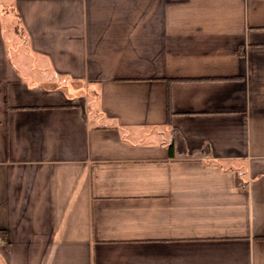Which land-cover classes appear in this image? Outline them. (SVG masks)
I'll return each mask as SVG.
<instances>
[{"label":"crops","instance_id":"crops-1","mask_svg":"<svg viewBox=\"0 0 264 264\" xmlns=\"http://www.w3.org/2000/svg\"><path fill=\"white\" fill-rule=\"evenodd\" d=\"M0 232V264H264V0H0Z\"/></svg>","mask_w":264,"mask_h":264},{"label":"trees","instance_id":"trees-1","mask_svg":"<svg viewBox=\"0 0 264 264\" xmlns=\"http://www.w3.org/2000/svg\"><path fill=\"white\" fill-rule=\"evenodd\" d=\"M171 112H170V115H169V124L171 123ZM169 148H170V151L173 152L174 151V143H173V140H171L169 142ZM1 233V232H0Z\"/></svg>","mask_w":264,"mask_h":264},{"label":"built area","instance_id":"built-area-1","mask_svg":"<svg viewBox=\"0 0 264 264\" xmlns=\"http://www.w3.org/2000/svg\"><path fill=\"white\" fill-rule=\"evenodd\" d=\"M5 242V237L0 233V244Z\"/></svg>","mask_w":264,"mask_h":264}]
</instances>
